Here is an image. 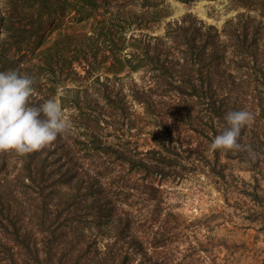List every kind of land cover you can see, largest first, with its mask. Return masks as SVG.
<instances>
[{"label": "trees", "instance_id": "trees-1", "mask_svg": "<svg viewBox=\"0 0 264 264\" xmlns=\"http://www.w3.org/2000/svg\"><path fill=\"white\" fill-rule=\"evenodd\" d=\"M231 2L244 11L218 29L191 12L165 21L166 0L2 1L0 71L34 77L32 102L55 99L72 127L52 145L16 155V173L6 170L14 152L0 153V264H134L141 254L144 264L146 243L156 249L170 231L160 185L199 167V157L186 161L182 152H196L221 176L223 158L264 167V23L251 14L264 13V0ZM163 21L164 33L153 35ZM141 71L144 80L127 90L112 82ZM132 102L163 126L145 151L101 133L104 125L135 126ZM239 110L254 116L238 141L254 156L213 151L226 114ZM194 132L206 145L183 147ZM51 150L62 152L56 167ZM131 170L140 177L125 180ZM131 196L138 197L127 209L121 201Z\"/></svg>", "mask_w": 264, "mask_h": 264}, {"label": "rangeland", "instance_id": "rangeland-1", "mask_svg": "<svg viewBox=\"0 0 264 264\" xmlns=\"http://www.w3.org/2000/svg\"><path fill=\"white\" fill-rule=\"evenodd\" d=\"M2 1L0 0V5ZM166 1L172 14L165 21L181 18L191 12L218 29L222 28L227 19L239 11H244L242 7H234L231 0H196L191 4L179 0ZM251 14L264 23V13L261 14L260 10L251 11ZM165 21L156 27L153 35L164 33ZM141 73L142 71L124 74L121 79H113L112 82L117 86L123 85L127 90L132 81L141 84L144 80ZM260 97L264 101V93ZM128 98L130 99L129 96ZM130 111L136 122L135 126L129 128L126 125L123 130L115 132L114 125H104L101 132L103 139L114 144L130 140L138 150L145 151L153 147L155 143L153 133L161 134L163 126H155L154 118L146 115L140 103L132 102ZM64 112L70 119L68 110ZM167 119L170 122L172 118L168 115ZM262 121L264 125V118ZM197 144L206 145V141L201 142L195 132L189 137L185 136L183 147H196ZM52 150L42 155L43 157L47 153L50 165L62 153L60 150L56 153ZM211 152L209 149L208 153ZM182 155L186 161L199 157V167L187 170L183 177L167 178L160 185V196L165 207L163 216L167 211L173 213L165 217L166 223L163 226V229L165 227L170 231L162 232L165 244L156 249L146 243V251L151 258L144 264H264V167L254 169L247 162L223 158L226 165L224 175L221 176L209 166H204L202 157L196 152L184 151ZM50 165L49 167H52ZM57 165L56 162L53 167ZM18 167L20 162L13 153L9 156L6 170L16 173ZM125 176V180L128 176L140 177L132 170ZM111 179L108 180L112 181ZM115 179L117 180L114 176L113 180ZM134 193H137L136 190ZM256 193L259 198L256 197ZM137 197L131 196L128 201L121 202L129 209L132 203H136ZM140 201L143 199L138 198L137 207L142 205ZM73 205L74 209H80L78 202ZM79 215L76 213L75 218L79 219ZM64 217L66 215L62 214L61 219ZM125 245L130 244L126 241ZM141 255L137 256L134 264H138Z\"/></svg>", "mask_w": 264, "mask_h": 264}, {"label": "clouds", "instance_id": "clouds-1", "mask_svg": "<svg viewBox=\"0 0 264 264\" xmlns=\"http://www.w3.org/2000/svg\"><path fill=\"white\" fill-rule=\"evenodd\" d=\"M35 83V78L28 74L0 71V153L25 156L52 145L59 136L71 131V121L55 99L32 102ZM225 120L227 127L215 136L211 149L246 151L254 156L251 146L238 142L242 129L253 123V114L248 110L229 111Z\"/></svg>", "mask_w": 264, "mask_h": 264}]
</instances>
